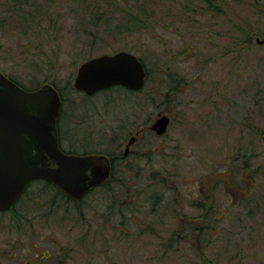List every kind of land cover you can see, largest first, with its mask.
Returning a JSON list of instances; mask_svg holds the SVG:
<instances>
[{"label": "rangeland", "instance_id": "374dc122", "mask_svg": "<svg viewBox=\"0 0 264 264\" xmlns=\"http://www.w3.org/2000/svg\"><path fill=\"white\" fill-rule=\"evenodd\" d=\"M78 1L55 0L58 9L65 7L62 14L66 19L58 42L41 39L47 42L45 61H40L41 53L34 45L22 40L16 42L10 27L0 29V69L28 88L38 82L46 83L47 79H55L62 88L69 81L74 83L83 62L103 54L130 51L129 45L147 52L153 73L154 58H158L160 50L157 45L161 43L157 42V36L165 37L173 54L182 51L193 38L192 31L175 24L169 31L156 32L152 39L145 40V35L142 41L138 34H117V31L90 36L81 32V23H90V19L76 18ZM181 1L171 0L174 7L171 19L176 18ZM257 11L260 12L257 4L250 7V3L235 10L236 24L240 25L243 14L249 21L252 18L255 30L261 27L263 33L255 40L256 46L239 60L233 55L223 59L221 48L228 41L225 38L212 40L215 46L211 52L193 55L185 52L175 57L172 67L181 78H186V83L174 106L157 102L155 94L152 97L157 83L143 94L106 90L86 96L69 87L64 95L69 99L72 109L69 112L75 124L79 123L73 132L87 135L84 145L74 148L79 152L111 149L103 138L105 131L137 125L151 133L150 127L158 113L170 116L165 135H152L148 140L142 133L136 147L143 153L141 158L152 151L151 165L155 170L174 173L177 179L173 187L177 190L175 193L171 190L158 204L160 215L144 211L145 196L133 195L136 221L129 217L124 220L126 225H119L113 232L92 216L91 226L82 224L80 219V222L65 221L63 215L60 219L48 217L47 205L38 208L31 202L32 198H41L45 204L49 199V192L42 191L46 183L33 182L25 197L27 201L21 200L14 214L0 213V264H264V208L256 206L257 201H247L255 189L249 176L240 175L236 185L228 176L239 156L240 138L244 148L254 139L257 155L253 164H264V14L263 23L257 24L261 17ZM199 36L205 41L206 36ZM90 38L99 40L92 42ZM213 86L218 89L213 91ZM121 148L124 151L125 144ZM141 163L146 164L144 159ZM175 196L179 203H175ZM193 197L199 200L210 197L205 202L218 205L223 215L214 223L213 233L204 243L198 238L190 243V237L181 239L179 235L172 247L171 234L185 230L184 226L200 214L192 204ZM94 205L106 210L101 200ZM87 214H91L90 210ZM107 220L122 223V219L111 218L109 214ZM148 228L155 229V234L147 231Z\"/></svg>", "mask_w": 264, "mask_h": 264}, {"label": "trees", "instance_id": "16d2710c", "mask_svg": "<svg viewBox=\"0 0 264 264\" xmlns=\"http://www.w3.org/2000/svg\"><path fill=\"white\" fill-rule=\"evenodd\" d=\"M262 1L182 0L178 8L179 12L175 13L177 15L176 18L171 19L174 15V7H171V0H79L75 13L76 18L81 19L83 17L82 19L84 20L90 19V23L86 21L81 23L83 27L81 32L90 34V36H93V33L102 34L106 31L104 33L110 34L112 33L111 31H117V34H138L140 39L147 35L145 40H149L158 31H169L173 27V24L192 31V40L183 47L182 51L176 54L172 53L171 44L166 42L165 37L157 36V42H161L157 46L161 51L159 50L157 53L158 58H154L155 70L153 73L146 59L148 57L147 52H141V48L138 46H127L130 49L129 52L134 53L143 62L147 73L145 86L139 93L143 94L148 87L157 83V88L153 91L152 97L155 94L157 102L166 106H174V104H178L177 101L186 83V78H181L172 67L175 57L185 52L192 53L191 55L197 52H211L215 46L212 40L214 41L217 38L228 40L221 48L223 59L232 55L236 60L244 57L246 53L256 46L255 40L263 33L260 31L261 27L255 30L254 23L252 24L251 22L252 18L249 21V18L244 17L243 14H240V25L236 24L235 18L237 17L235 16V10L238 7L246 8L249 3L250 7L257 4L260 12L257 11L256 14L259 13V16H261L264 14V2L262 4ZM55 4V0H0V29L10 27L11 34L15 36L16 42L22 40L27 44L34 45L36 50L41 53L38 55L42 56L40 61H45L44 43L47 42L44 41L58 42L61 38V32L66 19V15L62 14L66 10L65 7L58 9ZM242 18L247 19L242 20ZM262 19L263 16L259 17L256 23L262 24ZM199 34L206 36L205 41L200 38ZM43 37H46V40H41ZM90 40L95 42L99 38H90ZM167 53L169 55H166ZM201 71L204 72L203 69ZM8 77L27 90H33L45 84L38 82L37 85L34 84V87L28 88L11 76ZM45 82L55 86L61 97H65L64 92L69 90V87L74 89L71 81H69L66 87L62 88L59 87L55 79H47ZM33 83L37 82L33 81ZM217 89L214 86L212 87L213 91ZM109 90L131 91L121 86H116ZM138 127L137 125L134 128L129 126L124 130L113 128L111 131L104 132L103 138H105V142L106 139L108 140L107 144L112 146V148L95 150L91 153L109 154L114 159L115 162H113L111 175L102 185L96 187L83 199L72 200L58 189L46 183L42 187V191L49 192L47 197L49 199L45 200V204L40 201L41 198H39V201L36 198H32L31 202L33 201L38 208L47 205L48 212L45 214L48 217H53L52 219L55 217L60 219V216L63 215L62 219L65 221L80 222V219L82 224L91 226L93 225L91 223L92 216L94 217L93 219H100V222L105 223V226L110 227L113 232L117 231L119 225H126L124 220L129 217L131 221H136L138 215L134 212L136 200L133 198V195L145 196L144 211L149 214H159L158 204L165 200L167 193L171 190H174V193L177 190L176 187H173L177 179L174 173H169L165 169L156 168L155 170L151 165L152 151H149V153L141 158L143 153L138 150V153L127 159L126 164L123 160L116 158V152L140 130ZM143 133H145L143 136H147L146 138L151 140L153 134L146 131H143ZM262 134L264 135V133ZM239 141V156L235 161V166L227 174L233 183L240 175L244 176V173L249 176L252 179L250 185H254L255 189L251 191L252 194L247 201H257L256 206L264 208V164L258 166H254L253 164V158L257 155L255 154L254 139L247 143L246 148L243 147L241 138ZM143 159L146 164L141 163ZM262 180L263 182L261 183ZM29 192L28 190L26 191L18 202L19 204L21 200H23L22 202L27 201L25 197L28 196ZM95 197H98V199ZM97 200H101L104 203L105 211L99 210L97 205H94V202ZM191 200L192 204L200 210V214L198 218L192 219L189 225H185L187 224L186 222L184 223L185 230L182 229V232L176 231L174 234H171L172 247L175 245L174 242L179 240V235H182L181 239L190 237V243L196 240V238H198L199 242L204 243L210 234L213 233L214 223L219 221L223 215L218 210V205H209L205 202L206 200H210V197L206 198V200H199V198L193 197ZM175 203H179L176 196ZM88 210H90L91 214H87ZM7 212L14 214L15 206ZM0 213L2 214V212ZM108 214L111 218L122 219V223L107 220ZM15 216L16 218L18 217V215ZM147 231H151L152 234L156 232L155 229L151 230V228H148ZM138 233H143V231Z\"/></svg>", "mask_w": 264, "mask_h": 264}, {"label": "water", "instance_id": "95a60500", "mask_svg": "<svg viewBox=\"0 0 264 264\" xmlns=\"http://www.w3.org/2000/svg\"><path fill=\"white\" fill-rule=\"evenodd\" d=\"M147 73L129 51L103 54L83 62L73 86L93 96L115 86L141 91ZM62 99L46 83L27 90L0 70V211L11 209L27 186L45 180L73 200H80L110 176L105 155L65 153L59 144L58 119ZM170 116L159 115L151 129L164 135Z\"/></svg>", "mask_w": 264, "mask_h": 264}, {"label": "flooded vegetation", "instance_id": "af4514ba", "mask_svg": "<svg viewBox=\"0 0 264 264\" xmlns=\"http://www.w3.org/2000/svg\"><path fill=\"white\" fill-rule=\"evenodd\" d=\"M81 93H84V92H81ZM86 96H88V95H86ZM66 99H67V97H62V110H61V114L59 116L58 125H57L58 126L59 144H60L61 149L64 152L70 153V154H77V155L95 154V153H91V152H79L78 150L74 149L78 145L79 146H83L84 145V142H86V140H87V138H86L87 135L79 136L75 131L73 132L74 127L76 128V126L79 123L75 124V119L73 118L72 113L69 112L70 110L72 111V109L70 108L69 99L68 100H66ZM159 115H163V114L162 113H158L157 116L159 117ZM78 118H80V117H78ZM78 122H80V120ZM170 123H171V117H170ZM149 131L154 136H163V135L156 134V132L154 130H152L151 127H150V130ZM142 133H143V130L140 129L138 132H136V134L134 136H132L130 139H128L124 143L125 144L124 151H122V148H121V149H119L116 152L117 153V157L116 158L118 160H123V162H125V164H126L128 158L132 157L135 153H138V150H137V147L136 146L139 143V138L142 135ZM88 138L90 139L91 136H89ZM100 155H105L109 159V161L111 163V166H113V162H115V161H114V159H112V157L109 154H101L100 153ZM39 181H44V180H39ZM44 182L47 183V184H49V185H51L53 188H56L54 185L48 183L47 181H44ZM31 184L32 183H30L27 186L26 190L24 191V193L19 198V200L15 203L14 206H16V204L24 196V194L26 193V191L28 190V188H29V186ZM37 201H39V199H37ZM75 201H77V200H75ZM11 209H9V210H11Z\"/></svg>", "mask_w": 264, "mask_h": 264}]
</instances>
